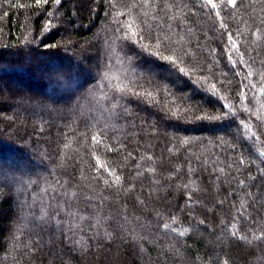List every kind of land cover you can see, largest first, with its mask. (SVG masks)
I'll return each mask as SVG.
<instances>
[{
    "label": "trees",
    "instance_id": "trees-1",
    "mask_svg": "<svg viewBox=\"0 0 264 264\" xmlns=\"http://www.w3.org/2000/svg\"><path fill=\"white\" fill-rule=\"evenodd\" d=\"M214 2L0 0V264H264V0Z\"/></svg>",
    "mask_w": 264,
    "mask_h": 264
},
{
    "label": "snow or ice",
    "instance_id": "snow-or-ice-1",
    "mask_svg": "<svg viewBox=\"0 0 264 264\" xmlns=\"http://www.w3.org/2000/svg\"><path fill=\"white\" fill-rule=\"evenodd\" d=\"M37 2H39V0H37ZM45 2H47V0H45ZM220 2L224 4L225 0H220ZM55 3L59 4L60 0H55ZM205 3L210 5L213 9L217 8V4L214 2V0H205ZM236 5H237V0H227L226 6L235 8ZM217 16H219V12H217ZM149 39H151L153 46L158 47V48L163 47L164 50L169 53L168 58H171L172 56L176 55L177 59H181V56L177 55V50L169 47V45L165 43V41L161 39V37L156 36V37H150ZM228 39L233 44V46H235V41L233 40V37L231 34L228 35ZM157 41H160V43H157ZM188 70L196 72V71H199L200 68L198 65L192 64V65H189ZM181 71H185V69L182 68ZM262 155H264V153H262ZM117 179H119V177H117ZM105 183H107V181H105Z\"/></svg>",
    "mask_w": 264,
    "mask_h": 264
},
{
    "label": "rangeland",
    "instance_id": "rangeland-1",
    "mask_svg": "<svg viewBox=\"0 0 264 264\" xmlns=\"http://www.w3.org/2000/svg\"><path fill=\"white\" fill-rule=\"evenodd\" d=\"M200 32H202V31H200ZM90 43H92V41L90 40V41H85V43L83 44L82 43V47H83V50H87V48L88 47H90ZM90 49H88L87 51H85V52H87V54H90L91 52H92V54H94V51H89ZM90 52V53H89ZM85 59V58H84ZM82 62V61H81ZM82 63H84V65H85V60L82 62ZM151 69V68H150ZM157 73V72H156ZM168 77H171L172 79L174 78L173 76H168ZM10 87L11 88H15V91H20L21 93L20 94H23V95H28V96H30V95H32V93H36V92H30V93H28V92H26L27 91V88L25 87V86H21V85H19L18 83H15V84H12V85H10L9 86V89H6V91H4L3 93V95H2V98L0 99L2 102H4L5 101V93H8V94H10L11 93V91L10 90H12V89H10ZM14 90V89H13ZM38 96H39V94L38 93H36ZM33 96V95H32ZM1 102V103H2ZM198 109H199V111H202V108L201 107H198ZM198 109L196 108L195 109V111L193 112V116L192 117H196L197 115H198ZM7 119H12L11 117H8ZM15 124V123H14ZM163 195L161 194L160 196H158V198H161ZM252 197V196H251ZM154 199H157V196L154 198ZM7 212H3V211H0V224H1V226L3 227V221H4V219L6 218V217H4V216H8V214H6ZM214 230H215V227H214Z\"/></svg>",
    "mask_w": 264,
    "mask_h": 264
}]
</instances>
